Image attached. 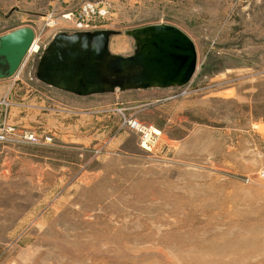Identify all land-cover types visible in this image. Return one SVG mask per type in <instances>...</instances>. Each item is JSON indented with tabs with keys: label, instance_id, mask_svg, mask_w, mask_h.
I'll return each instance as SVG.
<instances>
[{
	"label": "rangeland",
	"instance_id": "374dc122",
	"mask_svg": "<svg viewBox=\"0 0 264 264\" xmlns=\"http://www.w3.org/2000/svg\"><path fill=\"white\" fill-rule=\"evenodd\" d=\"M85 2L108 11L86 32H115V56L136 50L133 30L180 29L190 82L163 105L135 90L43 104L36 64L81 32ZM20 27L38 52L0 122L37 141H0V264H264V0H0V35ZM123 117L161 131L150 151Z\"/></svg>",
	"mask_w": 264,
	"mask_h": 264
},
{
	"label": "water",
	"instance_id": "95a60500",
	"mask_svg": "<svg viewBox=\"0 0 264 264\" xmlns=\"http://www.w3.org/2000/svg\"><path fill=\"white\" fill-rule=\"evenodd\" d=\"M115 34L107 30L56 34L39 57L36 79L77 96L181 87L192 79L195 47L177 27L158 24L133 30L136 50L128 57L109 52V38ZM34 38L30 27L0 35V80L20 71Z\"/></svg>",
	"mask_w": 264,
	"mask_h": 264
},
{
	"label": "built area",
	"instance_id": "2783aa9c",
	"mask_svg": "<svg viewBox=\"0 0 264 264\" xmlns=\"http://www.w3.org/2000/svg\"><path fill=\"white\" fill-rule=\"evenodd\" d=\"M78 16L74 18L73 25L76 30L81 32L93 31L95 26L93 24L95 19L105 18L108 15V11L104 8H98L96 4L92 2H85L80 10L78 11ZM70 15H64V19H69ZM0 104L7 106L8 103L4 100H0ZM122 124L127 127L129 130L136 132L139 135L140 146L150 151L156 144L158 138L161 135V131L151 125H146L134 118H122ZM8 140H18L26 143H34L37 141V136L33 132L28 130H20L17 127L7 123L2 120L0 122V141ZM50 138L45 136L43 138V143L49 141ZM20 264V263H14Z\"/></svg>",
	"mask_w": 264,
	"mask_h": 264
},
{
	"label": "crops",
	"instance_id": "0c3cea01",
	"mask_svg": "<svg viewBox=\"0 0 264 264\" xmlns=\"http://www.w3.org/2000/svg\"><path fill=\"white\" fill-rule=\"evenodd\" d=\"M23 79L24 78L20 77V72H18L12 78L0 80V97L1 96H5L6 94H8L10 97L12 96V98H14V96L16 94V91L20 87H23V86H20L21 83H23ZM43 89H48V92L46 94L45 93L43 94V104L46 102V100H50L52 102V104L51 103H49V104L53 105V107L55 108V109L54 108L53 109L56 112H58L59 114H63L62 111H64V109L62 107H59V105H62V103H63L62 99L64 97H69L70 99L74 98V99H77V100L84 99L85 97H88V96H77V95H74V94H71V93L63 92L61 90L53 88V87H51L49 85H46L44 83H43ZM163 89H167V88H150V89H146V90H135V91L142 92L144 94V97L151 98L153 100L152 102L159 103V105L160 104L163 105L162 102L164 103L165 101L169 100L168 98H163L164 95L161 92ZM54 100H56V101H54ZM75 105L76 104L72 105L73 108L76 107ZM66 112L68 114H71V115H72V113H74L73 110L72 111L69 110V111H66ZM59 119L61 120L62 118H59ZM62 120H61V122H62Z\"/></svg>",
	"mask_w": 264,
	"mask_h": 264
},
{
	"label": "bare ground",
	"instance_id": "6f19581e",
	"mask_svg": "<svg viewBox=\"0 0 264 264\" xmlns=\"http://www.w3.org/2000/svg\"><path fill=\"white\" fill-rule=\"evenodd\" d=\"M37 52H38V46H37V43L35 42V38H34V42H33L32 46H31V49H30V51H29L27 57H29V56H31L32 54L37 53ZM27 57H26V58H27Z\"/></svg>",
	"mask_w": 264,
	"mask_h": 264
},
{
	"label": "flooded vegetation",
	"instance_id": "af4514ba",
	"mask_svg": "<svg viewBox=\"0 0 264 264\" xmlns=\"http://www.w3.org/2000/svg\"><path fill=\"white\" fill-rule=\"evenodd\" d=\"M38 63V62H37ZM36 66H37V64H36ZM35 73H36V69H35Z\"/></svg>",
	"mask_w": 264,
	"mask_h": 264
}]
</instances>
